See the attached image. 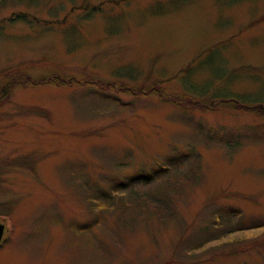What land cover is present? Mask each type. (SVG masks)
I'll return each mask as SVG.
<instances>
[{
	"label": "rangeland",
	"instance_id": "obj_1",
	"mask_svg": "<svg viewBox=\"0 0 264 264\" xmlns=\"http://www.w3.org/2000/svg\"><path fill=\"white\" fill-rule=\"evenodd\" d=\"M260 14L264 0H0V264H264V116L142 91L264 101Z\"/></svg>",
	"mask_w": 264,
	"mask_h": 264
},
{
	"label": "trees",
	"instance_id": "obj_2",
	"mask_svg": "<svg viewBox=\"0 0 264 264\" xmlns=\"http://www.w3.org/2000/svg\"><path fill=\"white\" fill-rule=\"evenodd\" d=\"M263 18H264V14H260L259 16L255 17L252 20V22L255 21V20L263 19ZM187 66H188V64L186 65V67ZM2 73H3L2 77L6 76L7 78L6 77L5 78L7 80H10L11 77H13V74L11 73V71L4 70ZM60 77H62V75H50V76H46V78H42V79L37 80V82H41V81L46 82V81H51V80L58 81V78L60 79ZM46 79H48V80H46ZM32 80H36V79H32ZM5 82H4V84H3V86L1 88H3L5 86ZM6 85H9V82H7ZM151 88L159 90V93H160V95L163 96L164 100H171L173 102H183V103H187L189 105H192L193 102H196L197 98H195V96H199V95H200L199 97H203V98L206 96V97H209V99L210 98L217 99V100H219V102L220 101L224 102L226 100L225 102L232 101V102H236L237 103V101H240L238 104H240L243 109L248 110L250 112H254V109L256 108L257 112H261L259 114L264 116V101H262L260 99L251 100V101L243 100L241 97H239L238 93H236L233 90H231V91H229L227 93H224V94H220L217 91H214L216 89H215V86L213 84H212L211 89L207 88L208 92L212 91V94L210 96L207 95V94H204L202 92H196L194 90V87H192V90L194 92L188 91L185 88H180L179 90H177L175 92H170L169 91L170 94H172V96H170L169 94L166 95L164 92L161 91L160 87H158L157 85H153L150 88L143 87L142 91L143 92L144 91H148ZM1 91H3V90L0 89V95H1ZM2 98H1V100H2ZM233 98L235 99L234 101L232 100ZM1 100H0V104L2 103ZM179 104H181V103H179ZM157 171H158L157 168H153V169H150V170H147V171H142V172H140L139 174H137V175H135L133 177L127 178L124 182H121V183H119L117 185H114V184L113 185L115 187H119V185H121V184L124 185V186H127V185H129V183L131 181H139V182H142V183H147L148 181H151L159 173ZM114 186H113V188H108L106 190L102 189V191H101V193L103 195L102 197H96L93 194V198H95L97 200H105V199L108 200V198H109L108 195L111 196L113 194ZM233 251L234 250H230L229 252H233Z\"/></svg>",
	"mask_w": 264,
	"mask_h": 264
},
{
	"label": "water",
	"instance_id": "obj_3",
	"mask_svg": "<svg viewBox=\"0 0 264 264\" xmlns=\"http://www.w3.org/2000/svg\"><path fill=\"white\" fill-rule=\"evenodd\" d=\"M5 231V222L0 220V242Z\"/></svg>",
	"mask_w": 264,
	"mask_h": 264
}]
</instances>
